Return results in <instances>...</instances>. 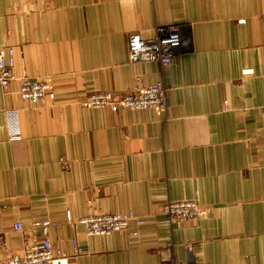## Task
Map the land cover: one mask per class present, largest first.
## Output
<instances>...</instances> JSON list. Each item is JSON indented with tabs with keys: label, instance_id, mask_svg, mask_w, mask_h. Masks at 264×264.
Wrapping results in <instances>:
<instances>
[{
	"label": "crops",
	"instance_id": "crops-1",
	"mask_svg": "<svg viewBox=\"0 0 264 264\" xmlns=\"http://www.w3.org/2000/svg\"><path fill=\"white\" fill-rule=\"evenodd\" d=\"M175 24L183 50L170 65L130 62L131 33ZM1 47L14 48L16 76L0 85L3 257L51 219L55 247L82 249L70 264H170L158 253L168 243L182 262L264 264V0H0ZM24 77H50L55 96L27 102ZM158 81L162 115L83 105ZM179 199L207 216L170 222L162 206ZM98 211L145 222L88 236L80 219Z\"/></svg>",
	"mask_w": 264,
	"mask_h": 264
},
{
	"label": "built area",
	"instance_id": "built-area-1",
	"mask_svg": "<svg viewBox=\"0 0 264 264\" xmlns=\"http://www.w3.org/2000/svg\"><path fill=\"white\" fill-rule=\"evenodd\" d=\"M182 32V27L175 24L166 27L153 38H145L140 33H131L128 43L130 62L157 61L165 66L170 65L183 50ZM14 52L13 47L0 48V85L5 89L9 88L16 79ZM167 91L162 81L131 89L120 95L110 90H97L88 96L83 105L91 108H108L114 112L125 109L133 111L150 109L157 115H162L168 109ZM19 92L23 99L33 104L43 101L49 95L55 96L53 81L50 77L38 80L21 78ZM9 133L11 139L20 137L17 126H10ZM162 208L172 223L197 221L208 214V209L194 199L167 200ZM67 218L69 221L72 220L70 211L67 212ZM80 222L85 225L88 236H96L124 231L132 223L140 227L145 220L143 217H136L133 213L98 211L82 217ZM57 224L56 220L51 219L36 223L42 230V239L29 245L23 255L3 257L0 253V264H70L72 257L82 254V249L77 239H73L75 250L72 256L55 247L50 238V229ZM16 227L21 229L20 224ZM158 253L163 263L195 264L191 257L186 262L176 259L172 243L160 248Z\"/></svg>",
	"mask_w": 264,
	"mask_h": 264
}]
</instances>
